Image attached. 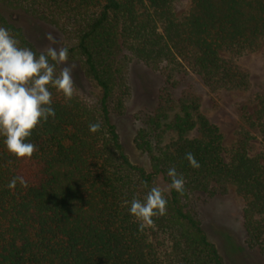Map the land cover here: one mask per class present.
I'll use <instances>...</instances> for the list:
<instances>
[{"label":"trees","instance_id":"1","mask_svg":"<svg viewBox=\"0 0 264 264\" xmlns=\"http://www.w3.org/2000/svg\"><path fill=\"white\" fill-rule=\"evenodd\" d=\"M19 15L60 32L67 61H77L97 91L88 95L73 83L65 99L49 87L55 116L31 131L30 158L14 157L0 138V264H223L186 204L196 194L223 195L229 186L243 200L246 246L264 252V97H256L250 121L261 148L241 130L226 157L200 97L190 87L174 93L176 77L187 73L212 93L251 89L249 70L234 58L263 46L264 0H190L178 15L174 0H0V26L38 55ZM131 59L163 77L134 136L149 171L123 152L110 117L123 112L129 97ZM96 122L100 130L90 133ZM188 152L199 168L188 164ZM171 167L184 178L183 193L162 190L165 214L140 228L125 201H143L159 187L157 176L169 185ZM13 177L27 186L9 190Z\"/></svg>","mask_w":264,"mask_h":264},{"label":"rangeland","instance_id":"2","mask_svg":"<svg viewBox=\"0 0 264 264\" xmlns=\"http://www.w3.org/2000/svg\"><path fill=\"white\" fill-rule=\"evenodd\" d=\"M190 0H174L175 13L184 12ZM17 23L23 28L26 37L41 51L48 46L61 48L64 38L53 27L37 22L25 16H17ZM51 34L56 43L50 45L45 38ZM225 57L229 56L223 53ZM240 65L250 72L252 87L248 91L219 90L210 92L193 73L180 74L176 77L178 86L174 93L178 95L184 88L190 87L200 97V107L209 121L215 124L222 136L224 154L238 139L241 130H247L255 138L258 150L259 133L250 124L254 119L257 108V96L264 97V44L256 52H247L234 58ZM73 65V83L88 95H94L96 89L84 76L77 61H66ZM64 65H59V68ZM129 97L127 98L121 114L112 113L111 121L122 145L123 152L129 160L136 165L150 170L149 158L139 151L134 143L136 130L141 126L137 118L139 115L151 110L155 104L158 89L163 84V77L157 71H152L141 62L131 59L128 64ZM158 186L168 191V185L161 176H157ZM187 208L200 220L201 227L209 241L217 248L223 264H264V252L255 248H248L244 242L241 210L243 200L236 194L234 187L229 186L227 193L212 198L204 195H193L187 201Z\"/></svg>","mask_w":264,"mask_h":264},{"label":"clouds","instance_id":"3","mask_svg":"<svg viewBox=\"0 0 264 264\" xmlns=\"http://www.w3.org/2000/svg\"><path fill=\"white\" fill-rule=\"evenodd\" d=\"M45 38L50 45L56 43L51 34ZM18 45V40L9 30L0 26V138L8 153L16 158H30L36 150L33 143L26 142L31 131L40 121L55 116L49 87L65 99H71L74 66L65 63L68 60L66 47L48 46L37 55L32 49ZM62 64L64 66L57 75V66ZM100 128L99 122L88 126L90 133H96ZM184 158L192 168H199L191 152L185 153ZM166 175L170 180L168 190L183 193L184 178L178 175L175 167L169 168ZM17 183L27 186L22 177H13L6 187L14 189ZM125 203L128 214L143 228L153 223L152 217L165 214L167 201L162 189L153 186L146 192L143 201L133 198Z\"/></svg>","mask_w":264,"mask_h":264}]
</instances>
